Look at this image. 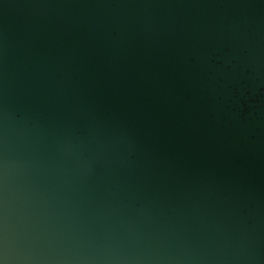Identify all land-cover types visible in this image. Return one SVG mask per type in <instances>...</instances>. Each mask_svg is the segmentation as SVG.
<instances>
[{
    "label": "water",
    "instance_id": "95a60500",
    "mask_svg": "<svg viewBox=\"0 0 264 264\" xmlns=\"http://www.w3.org/2000/svg\"><path fill=\"white\" fill-rule=\"evenodd\" d=\"M131 3L0 0V264H264L262 59Z\"/></svg>",
    "mask_w": 264,
    "mask_h": 264
},
{
    "label": "flooded vegetation",
    "instance_id": "af4514ba",
    "mask_svg": "<svg viewBox=\"0 0 264 264\" xmlns=\"http://www.w3.org/2000/svg\"><path fill=\"white\" fill-rule=\"evenodd\" d=\"M137 8H147L150 10L159 9H206L213 11V19L223 16L229 23V27L224 30L227 34L229 46L211 54L212 57L221 55H235L237 57L261 58V75L255 76L254 71H246L253 77V84L256 89H250L241 93L234 90L233 98L239 103V111L242 115H251L264 107V0H132ZM212 19V20H213ZM214 21L207 29L209 33L207 41L220 37L219 28H216ZM212 37V39H210ZM244 84L246 83L243 82Z\"/></svg>",
    "mask_w": 264,
    "mask_h": 264
}]
</instances>
